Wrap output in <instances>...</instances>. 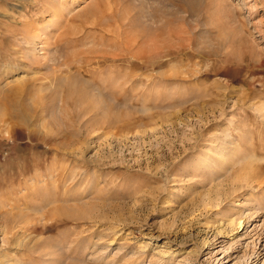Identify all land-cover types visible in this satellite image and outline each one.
Returning a JSON list of instances; mask_svg holds the SVG:
<instances>
[{
  "label": "rangeland",
  "instance_id": "1",
  "mask_svg": "<svg viewBox=\"0 0 264 264\" xmlns=\"http://www.w3.org/2000/svg\"><path fill=\"white\" fill-rule=\"evenodd\" d=\"M256 256L264 0H0V264Z\"/></svg>",
  "mask_w": 264,
  "mask_h": 264
},
{
  "label": "bare ground",
  "instance_id": "2",
  "mask_svg": "<svg viewBox=\"0 0 264 264\" xmlns=\"http://www.w3.org/2000/svg\"><path fill=\"white\" fill-rule=\"evenodd\" d=\"M238 225V227H240V225L241 224H237ZM258 260H259V257L258 256H256L252 261L250 260V262L249 263H247V264H258ZM224 263H227V261L226 262H224ZM223 262H222V264H224Z\"/></svg>",
  "mask_w": 264,
  "mask_h": 264
}]
</instances>
